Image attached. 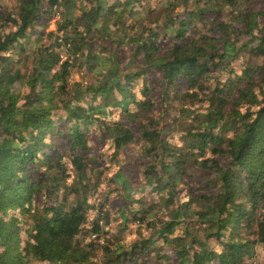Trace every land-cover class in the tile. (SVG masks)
<instances>
[{
	"label": "trees",
	"instance_id": "16d2710c",
	"mask_svg": "<svg viewBox=\"0 0 264 264\" xmlns=\"http://www.w3.org/2000/svg\"><path fill=\"white\" fill-rule=\"evenodd\" d=\"M1 10L0 264H264V0ZM77 60L95 82L72 86ZM157 109L189 119L179 142ZM95 128L113 157L144 140L142 176L106 165L118 206L89 155Z\"/></svg>",
	"mask_w": 264,
	"mask_h": 264
},
{
	"label": "rangeland",
	"instance_id": "374dc122",
	"mask_svg": "<svg viewBox=\"0 0 264 264\" xmlns=\"http://www.w3.org/2000/svg\"><path fill=\"white\" fill-rule=\"evenodd\" d=\"M18 1L19 0H0V12L2 11L1 9L3 8V10H7L8 12H17L18 11ZM153 3V1H152ZM186 8L183 6H180L177 9V16H180L182 14L185 13ZM214 17L215 16H210L209 18H206V23L207 24H212V22L214 21ZM226 17H228V15H226ZM60 18V16H59ZM158 20L161 19V14L160 11H157L155 13V17ZM163 21V20H161ZM1 20H0V24H1ZM149 23H147L148 25ZM56 26L54 24V22L51 24V26L49 28L54 29ZM214 29H217L218 26L217 24H213ZM204 29H207V27L204 26L203 23H199L197 28L191 26V28H189V34L191 33H195L196 30H201L203 31ZM165 39H161V41L163 42ZM172 44V41H165L164 42V46L165 48H169L170 45ZM253 61H256V59H253ZM259 62H262V60H258ZM117 63V61H116ZM237 65H240V62L236 63ZM25 71V69H24ZM108 78L111 77V73L109 72L107 74ZM97 76L93 75L92 73L87 72V70L85 69H81L79 67V60L76 61L74 68H73V72L72 75L70 77V81L72 86L78 87L80 85V83L82 85H85L87 83L90 82H95L96 81ZM99 79H101L102 77L99 76ZM19 89L21 91L25 90V86L22 84H19ZM204 106H206L205 104L202 105V103H198L195 107H201L202 109L204 108ZM157 117L160 119L161 121V125H159V129H163V133L165 136L167 135H174L173 138L176 142H179L181 140V135H182V127L184 126V124H186V121H188L189 119L187 118H183L180 117L178 119V125L179 128L176 126V124L174 123V118L170 119L171 116L174 115V111H171L170 113H167L166 111H163L162 109H157L155 111ZM175 117V115L173 116ZM162 127V128H161ZM178 133L180 134V136H178ZM177 135V136H176ZM90 141H91V150H90V157L93 156V153H95L97 155V157L99 158V160L97 162H95V167H97L96 173L101 174L102 175V184L103 186L105 185V190L103 193H105V195L108 197L109 199V205L112 206H118V204L121 203V201L123 200V193H119V191L115 190V192L112 193V190L114 189V185L110 184L108 181V178L110 177L109 175V169H107L106 165L107 164H111L112 167H115L116 164H127L129 169L131 170V174L132 172L135 173L136 175H138L139 177L143 175V170L146 167L147 162L149 161V159H143L142 154V144L144 143V140H141V142L135 143L131 146V148L127 149V150H123L121 155H117L116 157H113V150L111 151V144L112 142L107 140V139H102L101 136H99V129L95 128L92 131V134L90 135ZM98 171V172H97ZM97 177V175H96ZM184 181L186 182H191V180H187L186 178H184ZM129 201V200H128ZM162 198L160 195H157V193L153 194V196L151 197V203L155 204V205H159V203H161ZM124 202V200H123ZM126 207L128 210H131L132 207L134 206V203L131 202H127L126 201ZM160 207V206H158ZM168 215V209L167 208H163V210H161L160 212V217L161 219L165 218ZM118 217H111V221L109 224L105 225V229L108 230L110 228H112L114 231L118 230V226H117V220ZM138 223H136L135 228L138 227ZM142 228H146L145 233L144 234H149L152 232L151 229H148L147 226H142ZM252 238L254 239L255 236H252ZM101 242H103V239L101 240ZM168 253H170L172 255V251L171 249L167 250ZM103 253L100 252V257L98 258L99 263L98 264H105L104 262V257ZM114 259V257H113ZM251 262L249 264H259L260 259H258L257 257H254L253 260H250ZM117 264V263H115Z\"/></svg>",
	"mask_w": 264,
	"mask_h": 264
}]
</instances>
